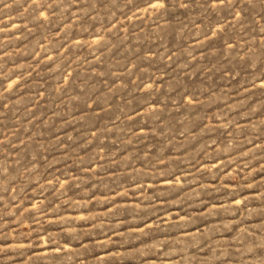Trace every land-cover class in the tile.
Returning a JSON list of instances; mask_svg holds the SVG:
<instances>
[{
	"label": "rangeland",
	"instance_id": "1",
	"mask_svg": "<svg viewBox=\"0 0 264 264\" xmlns=\"http://www.w3.org/2000/svg\"><path fill=\"white\" fill-rule=\"evenodd\" d=\"M0 264H264V0H0Z\"/></svg>",
	"mask_w": 264,
	"mask_h": 264
}]
</instances>
